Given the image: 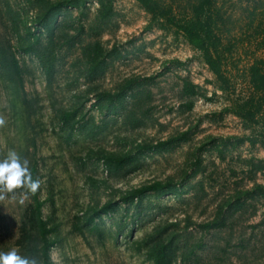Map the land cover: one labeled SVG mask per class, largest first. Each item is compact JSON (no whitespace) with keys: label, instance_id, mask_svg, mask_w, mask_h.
Segmentation results:
<instances>
[{"label":"rangeland","instance_id":"374dc122","mask_svg":"<svg viewBox=\"0 0 264 264\" xmlns=\"http://www.w3.org/2000/svg\"><path fill=\"white\" fill-rule=\"evenodd\" d=\"M50 4L59 9L47 25ZM224 6L238 94L251 55H263L247 43L256 34L246 27V11L255 8L264 27V0ZM0 18L22 92L39 99L28 114L19 87L0 77L6 121L0 159L14 149L30 161L33 179L41 181L35 195L47 229L44 240L20 248L18 227L35 202L32 196L24 204L0 202V251L15 248L41 264H153L139 243L153 228L172 224L183 245L173 264H264V145L249 144V130L230 112L232 96L218 89L180 35L152 24L133 0H0ZM47 27L56 57L49 90L38 59L26 50L35 39L48 45ZM93 56L101 63L97 76L89 69ZM184 80L195 86L193 96L182 93ZM51 102L77 111V130H59ZM82 120H89L87 131L78 128ZM107 153L131 154L136 170L110 174ZM152 183L168 186L124 203L131 190ZM106 203L113 210L94 220L98 234L86 219ZM217 208L225 226L210 228Z\"/></svg>","mask_w":264,"mask_h":264},{"label":"trees","instance_id":"16d2710c","mask_svg":"<svg viewBox=\"0 0 264 264\" xmlns=\"http://www.w3.org/2000/svg\"><path fill=\"white\" fill-rule=\"evenodd\" d=\"M149 16L152 24L162 30L172 31L180 35L188 45L198 52L201 61L206 66L208 72L213 76L218 89L230 98V112L249 130L248 142L251 145L260 143L264 145V27L261 21L256 19L255 8L246 11L247 28L253 30L256 36L251 37L255 52L261 51L263 55H251L247 65L243 68L244 91L235 94V83L231 79L232 54L235 51V44L231 43L233 33L229 28L231 16L226 10L224 3L226 0H133ZM57 4H50L45 10L46 24L58 10ZM105 14H109V9H105ZM102 14V16L104 15ZM1 24L2 19L0 18ZM3 25V26H2ZM0 28V77L9 82H14L22 93V106L28 114H34L38 96H28L23 91L21 77L15 54L9 45L4 32V24ZM48 25V24H47ZM48 45L43 47L38 39L29 43L26 50L38 59L45 75V89L49 90L55 80L53 51V29L47 27ZM89 69L92 76L101 73V63L97 56L89 59ZM181 91L186 96L195 94V86L188 81H182ZM50 99V97H49ZM50 102V101H49ZM54 117L60 125L61 132L69 133L77 130L76 110H64L62 107H54V102L50 103ZM89 120H82L79 127L81 131H87L86 125ZM89 133L90 130L88 129ZM69 137V136H68ZM56 138H61L56 135ZM104 166L110 174H129L136 170L137 161L131 154L107 153L103 157ZM165 186V187H164ZM168 185L152 183L142 185L131 190L127 194L124 203L139 201L149 193H155L166 188ZM163 191H161L162 193ZM34 207L28 209L18 227L16 245L26 248L33 239L44 240L46 235V223L40 218L39 210L41 203L32 196ZM237 205V203H234ZM218 209L217 223L210 222V228H222L225 226L224 213ZM113 210L111 204L106 203L97 210L91 209L86 219L91 230L99 234L98 226L93 223L101 214H106ZM179 235L173 229L172 224L157 226L140 241L139 246L145 256L153 264H173L177 252L183 245L179 241ZM185 245V244H184ZM49 249V245L44 246L43 254Z\"/></svg>","mask_w":264,"mask_h":264},{"label":"clouds","instance_id":"9594fccd","mask_svg":"<svg viewBox=\"0 0 264 264\" xmlns=\"http://www.w3.org/2000/svg\"><path fill=\"white\" fill-rule=\"evenodd\" d=\"M6 121L0 116V127ZM30 161L22 158L14 149H10L3 159H0V202L9 200L24 204L34 196L41 186L39 178L33 179ZM0 264H41L35 256H23L12 248L7 252L0 251Z\"/></svg>","mask_w":264,"mask_h":264}]
</instances>
